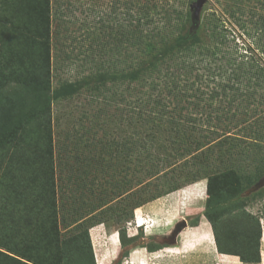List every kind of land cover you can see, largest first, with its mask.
Listing matches in <instances>:
<instances>
[{"label": "rangeland", "instance_id": "rangeland-1", "mask_svg": "<svg viewBox=\"0 0 264 264\" xmlns=\"http://www.w3.org/2000/svg\"><path fill=\"white\" fill-rule=\"evenodd\" d=\"M237 1L238 4H233V0H205L196 19L194 5L198 0H50L51 83H36L22 92L20 88L1 92L5 88H0V148L10 136L27 133L32 141L33 134H37L33 128L45 120L52 136L51 154L35 156L36 150H24L14 141L19 149L13 161L17 169L25 170L27 178L36 175L41 167L53 164L50 198H54V209L36 203L35 194L41 186H30L26 178L24 185L28 186L19 185L17 178L10 175L13 170L8 165L0 171V254L9 256L8 264H92L93 247L88 242L91 226L109 219L111 213L116 219L122 218L121 212L126 208L119 207L121 199L147 203L188 185L197 170L192 166L194 160L203 149L220 172H233L234 186L218 205V211L226 216L223 219L231 222V218L242 216L245 210L259 217L263 213L259 226L246 220V233H236L232 239L238 241L240 236L242 244L252 241L256 245V233L260 230L259 264H264V121L263 127H259L251 117L252 106L261 105L264 99L249 106L245 116L239 114L236 105L227 104L228 100L211 99L213 85L205 91L201 86V92H205L202 95L196 87H188V98L175 110L170 109L172 114L153 123L143 116L144 106L137 88L127 92L128 54L124 42L128 21L137 16L139 8L155 11L159 5L157 11L167 8L188 13L183 32L169 40L163 52H157L156 57L169 60L180 47L205 43L202 24L213 13L222 15L230 33V47L256 42L260 33L251 40L240 38L235 19L225 13L237 12L239 22L247 24L251 31V20L255 22L264 14V0ZM1 4L9 7L0 0V12ZM14 4V11L9 9L12 19L9 15L0 16V44L14 37L12 30L19 31L18 39L23 33L26 13L17 3H11ZM196 23L199 25L194 27ZM108 60L117 65L113 73L100 68V63ZM260 65L264 67V59ZM102 84L107 89L103 90ZM199 94L203 98L200 103L194 98ZM254 94L264 95V88ZM261 112L264 114V108ZM255 130H261L259 137L252 134ZM184 133L188 136L186 142L182 138ZM38 137L45 141L43 136ZM34 143L40 144L36 139ZM199 144L203 149H197ZM185 150L191 153L182 155L180 160ZM183 162L189 164L181 165ZM198 204L190 201L178 212L179 222L169 236L144 243L155 250L171 247L173 264H236L232 259L212 257L210 250L213 252L214 247L203 248V242L197 241V245L185 249L181 246L192 241L193 231L187 228L197 225L200 217H186L185 211ZM234 223L238 224V219ZM248 229H252V234ZM64 240L70 242L69 248ZM243 249L249 253V248ZM163 256L166 255L162 252L151 254L148 263L160 264L158 260Z\"/></svg>", "mask_w": 264, "mask_h": 264}, {"label": "trees", "instance_id": "trees-1", "mask_svg": "<svg viewBox=\"0 0 264 264\" xmlns=\"http://www.w3.org/2000/svg\"><path fill=\"white\" fill-rule=\"evenodd\" d=\"M3 1L9 4V7L1 4L2 12H0V16L9 15L12 19L14 16L9 13V9L14 11L15 4L11 5V3L15 2L19 8L25 11L26 15L24 18L26 20L21 27L23 33L20 34L21 37L19 39L17 36L19 31L16 33L12 30L14 37L12 35V38L0 44V88H5L1 92L8 88H11V90L20 88L19 91L22 92V89H29L36 83L50 85V33L52 19L50 0ZM237 2V0H233V4H238ZM158 6H155V11H151L153 9L150 7L145 8V10L143 7L139 8L137 16H131L125 35L126 41L124 42L128 54V76L126 80H128L129 89L127 88V92H134L137 88L138 93L141 94L139 101L144 106L143 116L145 118H149L154 123L160 122L172 114L169 110H175L180 102L188 98L186 95L188 87H196V90L201 92V86H204L202 91H205L213 85L210 98L228 100L227 104L236 105L240 115L241 113L247 115L249 106L256 103L260 104L263 101L264 95L256 97L254 91L264 88L262 86L264 67L260 65L264 57L258 56L264 54V14L255 22L251 20L253 30L250 31L247 24L242 21L239 22L237 12L227 10L225 14L228 13L235 19L233 23L238 28L240 38L244 36L246 40L247 38L251 40L260 33L254 43L243 44L241 47H239V44H235L234 47H230L231 38L228 36L230 33L228 28H226L225 22L221 20L222 15L213 13L211 17L207 18L206 24H202L201 30L205 37V43L197 42L183 48L180 47L171 53L169 60H164L162 59L163 57H156L157 52H163L168 41L183 32L188 13L185 14L183 11L179 12L176 9L167 8H161L157 11L156 8ZM3 9L8 10L4 11ZM128 10L131 11V5L128 6ZM240 12L241 10H239ZM153 15L156 18H153ZM236 15L238 16L236 17ZM194 25V27H197L199 24L196 23ZM233 41H235V38H233ZM243 47L245 50H243ZM4 48H7V50ZM232 48H235V50L231 51ZM100 64L101 70L106 69L107 73H113L117 69L115 68V62L111 60ZM211 81L213 84H210ZM102 85H104L102 86L103 90L107 89L106 84ZM204 93L201 92V95ZM194 98H197L198 103L203 101L200 94ZM261 105H253L254 110H251L252 123L258 122L259 127H263L262 121H264V118H262L264 114L261 112L264 108V102ZM172 119L174 120V118ZM259 131L261 130H255L252 134L259 137ZM33 132L37 134H33L32 141L27 133L21 136L16 134L17 136L5 138L4 146L1 147L5 148H3V153L0 156V171L8 165L13 170L10 175L13 178H17L19 185L21 183L23 186H28L24 185L26 178L30 186H41L40 190L35 194L36 203L38 205L41 203V206H50L49 210H53L54 198H50V196H53L52 189L54 186L53 164L50 167L47 165L41 167L39 172L37 170L36 175L30 176L32 178H27L25 170L23 168L17 169L13 161L14 154L19 149L15 148L17 147L15 146L16 143L23 146L24 150H36L37 153L34 152L35 156L45 157L51 154L49 147L52 136L50 128L44 119L35 125ZM38 136H43L45 141H40L41 138ZM184 137L186 142L188 136L185 133L182 138ZM34 139L40 144L34 143ZM244 139L247 140V138ZM14 141L15 144H13ZM201 147L203 145L199 144L197 149H203ZM185 151V154L180 155V160H182V155H190L191 153L190 150ZM208 155V151L203 149L202 153L195 158L192 166L196 167L197 170L193 172L192 180L188 185L207 180L209 198L205 216L212 226L217 250L222 255L238 257L242 264H259L261 262L259 249L261 231L258 230V234L256 233L257 246L252 241H245L242 244L239 240L240 236L237 239L238 241L233 240L232 237L236 233H246L243 225L246 220L251 222L253 226L258 225L263 218V213L261 212V217H259L257 213L255 215L245 210L242 216L238 214L235 218H231V222L223 219L226 216L218 211V205L220 201L229 195V191L234 186V178L231 176L233 172H229L231 169L224 170L228 171L226 173L220 172L217 166L211 164ZM183 164L189 163H181V165ZM19 173L21 174L20 177ZM21 178L22 181H20ZM12 206L15 208L16 203ZM233 211V209L230 210L229 214H233ZM236 219H238V224L234 223ZM247 232L252 234V229H248ZM88 242L89 247H92L89 234ZM63 243L66 248L70 247V242H67V240H64ZM243 246L249 248V253L243 249ZM90 254L91 263L94 264L95 259L92 249ZM3 256L0 254V264H8L7 258L9 256Z\"/></svg>", "mask_w": 264, "mask_h": 264}, {"label": "crops", "instance_id": "crops-1", "mask_svg": "<svg viewBox=\"0 0 264 264\" xmlns=\"http://www.w3.org/2000/svg\"><path fill=\"white\" fill-rule=\"evenodd\" d=\"M124 199L119 200L121 203L119 207L121 209L126 208L121 212L122 218L116 219L115 216L112 217L113 214L111 213L109 219L96 223L90 228L96 264H149V256L161 252L166 256H163L164 258L158 262L160 264H173L171 247H161L155 250V247H149V243L144 242L149 239L154 241L157 238L167 237L179 222L177 220L178 212L190 201L199 204L191 211L186 210L185 216L200 215V217H197V225L187 228V230L193 231L192 241L181 245L183 249L197 245V241L203 242L204 246L201 245L203 248L210 247L211 249L214 247L213 252L208 248L212 257L217 256L220 260L232 259L235 261L234 263L237 261L236 264H242L237 257L222 255L217 250L212 226L204 214L207 205V180L180 187L147 203L143 200L137 202ZM91 217H94L93 214Z\"/></svg>", "mask_w": 264, "mask_h": 264}, {"label": "water", "instance_id": "water-1", "mask_svg": "<svg viewBox=\"0 0 264 264\" xmlns=\"http://www.w3.org/2000/svg\"><path fill=\"white\" fill-rule=\"evenodd\" d=\"M205 3V0H198V2L194 5L195 8V18H198L201 6Z\"/></svg>", "mask_w": 264, "mask_h": 264}]
</instances>
